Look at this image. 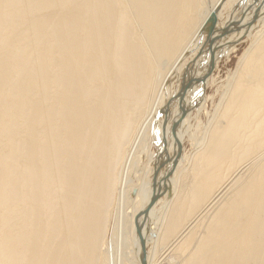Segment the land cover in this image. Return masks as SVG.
Listing matches in <instances>:
<instances>
[{"label": "bare ground", "instance_id": "6f19581e", "mask_svg": "<svg viewBox=\"0 0 264 264\" xmlns=\"http://www.w3.org/2000/svg\"><path fill=\"white\" fill-rule=\"evenodd\" d=\"M238 1L0 0V264H140L173 120L147 264H264V5Z\"/></svg>", "mask_w": 264, "mask_h": 264}, {"label": "water", "instance_id": "95a60500", "mask_svg": "<svg viewBox=\"0 0 264 264\" xmlns=\"http://www.w3.org/2000/svg\"><path fill=\"white\" fill-rule=\"evenodd\" d=\"M255 10H253V16L255 14H257L259 12V8L261 6L264 5V0H239L232 8V12L237 11V10H249L251 9L253 6H256ZM231 25V22H228L225 27L220 31V33L218 34L220 37L219 39H221V37H224L226 35V31H228L229 26ZM211 35V36H210ZM208 37H210L209 39V46L213 45L215 40H217L215 37L212 36V33L208 34ZM217 37V36H216ZM210 48V47H209ZM213 64H214V57L211 60L210 65L207 67L205 73L203 74V76L196 80L197 82H201V83H205V78L211 73L212 69H213ZM178 125H179V121L178 120H173V122L171 123L170 126V131H171V139L173 140L175 143V151L173 152V158L171 161V166L167 168V170L165 171V174L162 177V185H160V188L158 191H156V178H157V174L159 169L162 167V165L165 163V161H167V157H168V145L169 142H167V146H165L166 148L164 149L163 152V157H162V162L159 166V168H157L153 175H152V183H151V188H152V194L150 196L149 202L146 205V207L142 210H140L139 212H137L134 216V226H135V231L136 234L138 236V240H139V246H140V255H139V262L140 264H147L146 261V254H147V243H146V239L145 236L143 235L142 232V225L144 220L146 219V217L148 216V213L150 211V209L154 206V204L156 203V201L165 193V191L167 190V186L165 185L166 180L169 178V176L171 175V171L173 170V168L175 167V165L178 162V159L180 157V152H181V144L180 142H178L177 140V130H178ZM168 140V141H170ZM135 196V191L132 192L131 197L133 198ZM142 218V219H141Z\"/></svg>", "mask_w": 264, "mask_h": 264}, {"label": "rangeland", "instance_id": "374dc122", "mask_svg": "<svg viewBox=\"0 0 264 264\" xmlns=\"http://www.w3.org/2000/svg\"><path fill=\"white\" fill-rule=\"evenodd\" d=\"M249 41H245L243 42L241 45L237 46V51L236 53H232L230 55V59L229 61L225 62H221V64L219 65L220 68L217 69V71L214 73V84H212V86H210V88L207 90V96L210 97V99L208 100V103H206V111L207 113H204L199 117V118H194L195 115H193V119L194 121H191V125L192 126H196L197 122L198 124L200 125L197 126L195 129H194V141H197V139L200 140V138L202 137V132L204 131V127L206 128L207 127V124H208V120H209V112H210V115L211 113L213 112L212 109H214L213 106H215L218 101H219V92L218 91H221V87L225 84V80H226V77L229 73H232L234 70H235V67H236V64H237V60L238 58L241 56V54L247 49V47L249 46ZM219 87V89H218ZM218 89V90H217ZM216 91V92H215ZM218 95V96H217ZM213 98H212V97ZM218 98V99H217ZM216 99V100H215ZM211 100V102H210ZM214 101V102H213ZM213 105V106H212ZM209 109V110H208ZM207 116H206V115ZM208 119V120H207ZM197 120V121H196ZM207 123V124H206ZM186 140V141H185ZM184 140V145H183V148H184V151L186 153V155L190 154L192 152V144L189 140L185 139ZM190 152V153H189ZM151 246H149L148 248H150ZM164 247L165 246H161L159 249L160 251V254L161 252L164 253L165 250H164ZM164 257H167L166 253L164 256H161L160 258H158V262L163 264L166 260L164 259ZM169 257V256H168ZM167 257V258H168ZM161 259V260H160Z\"/></svg>", "mask_w": 264, "mask_h": 264}]
</instances>
